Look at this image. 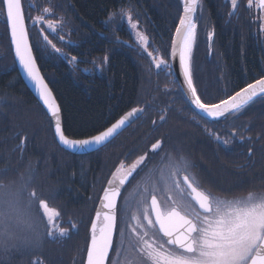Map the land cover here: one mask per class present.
<instances>
[{"label":"trees","instance_id":"16d2710c","mask_svg":"<svg viewBox=\"0 0 264 264\" xmlns=\"http://www.w3.org/2000/svg\"><path fill=\"white\" fill-rule=\"evenodd\" d=\"M22 1L37 60L60 103L67 135L89 137L135 106L146 111L94 152L77 154L62 147L49 113L19 71L5 6L0 4V211L11 212L14 219L18 215L21 221L30 218L33 224L29 229L22 222L12 223L14 239L6 250L0 249V264H34L36 260L42 264H84L91 224L112 173L122 161L132 163L145 153L158 156L160 152L151 151L157 140L163 141L162 150L169 149L172 142L169 135L158 136L161 130L169 134L172 127H160L162 122L154 123L151 118L153 109L163 105L159 101L164 90L177 86V80L169 67L158 69L148 53L141 52L128 23L121 21L120 10L131 9L133 19L150 38L151 52L170 62L183 0ZM201 3L196 21L213 24L215 50L210 58L207 33L202 32L193 47L192 73L202 101L215 103L264 75V39L259 24L253 22L261 12L255 5L247 7V0H239L232 16L230 0ZM46 8L51 13H45ZM37 16L43 21H36ZM49 20L53 25L62 24V28L53 31L46 23ZM44 36L61 52H56ZM71 57L76 60L69 63ZM227 119L229 132L247 133L243 146L250 164L264 163V96ZM238 144L235 139L228 145V163L241 154ZM252 169L241 178L244 194L252 189ZM137 176L130 186L139 187ZM29 177L27 189L9 207L6 201ZM31 190L60 213L55 223L67 229L68 236L53 239L43 235L45 218L37 203L30 202L27 192ZM124 195L118 206V226L123 223ZM134 198L130 214L137 211L140 197ZM34 231L42 235L39 246L23 244Z\"/></svg>","mask_w":264,"mask_h":264},{"label":"snow or ice","instance_id":"6c2138e0","mask_svg":"<svg viewBox=\"0 0 264 264\" xmlns=\"http://www.w3.org/2000/svg\"><path fill=\"white\" fill-rule=\"evenodd\" d=\"M0 4L6 8L15 56L33 82L40 100L50 114L54 133L60 143L69 149L80 150L94 145H105L127 126L130 118L144 111L134 108L96 135L84 139H70L62 127L60 105L37 65L24 22L21 0H0ZM230 4L232 9L236 10L239 0H230ZM254 5L258 6L259 11L264 12V0H247V7L252 8ZM202 7L201 0H183V15L179 18V25L175 30L177 39L173 41L170 55L173 59L178 58L183 71L181 84L186 85L188 101L207 116L219 120L241 112L253 98L264 96V78L248 84L226 99L219 100L218 103L202 101L194 84L191 69L192 49L197 35V23L194 17L197 9ZM44 11L51 13V9L46 8ZM232 15L234 12L229 13V16ZM120 16L121 21L128 23L139 44L146 50L150 38L145 32L138 30L139 21L133 22L131 9H121ZM109 19L111 20L112 16ZM35 20L43 21V17L37 16ZM253 22L259 24L260 31H264V15ZM46 23L53 31L56 27L62 28V24L53 25L50 20ZM213 35L214 30L207 33L209 39ZM58 38L63 40L62 36ZM43 39L48 41L47 36ZM48 44L56 52H61V49L56 48L51 41H48ZM148 55L157 68L161 65L170 68L164 59H157L152 56V53ZM75 60L76 57H71L69 63ZM161 119L163 120L164 117ZM210 134L224 145L229 143L217 134ZM240 139L244 138L240 137ZM162 144V140H157L151 145V151L153 153L162 151ZM147 159L148 154L145 153L137 157L130 165L122 161L112 173L107 187L103 189L101 209L96 211L95 219L91 224L87 264H129L120 259L125 247L140 255V264H264V194L249 193L246 197L233 199L213 196L206 190H200L199 182L189 171V162L184 157H173L170 153H165L162 157L161 162L167 161V163L158 170V181L152 180L153 170H150L143 187L138 188L140 199L137 203V211L129 215V201L127 198L123 200L121 209L124 215L120 217L123 223L118 226V200L121 199V190L138 169L147 167ZM30 182L29 177L23 182L21 188L12 194L11 199L6 201L9 207L14 203L15 197L27 189ZM27 194L30 202L35 201L42 209V215L45 218L43 235L53 239L68 236L69 231L55 223L60 218V213L50 209L48 201L41 199V194L35 190L28 191ZM158 195L164 198L163 210ZM13 222L17 224L22 222L29 229L33 227L30 218L21 221L18 215L14 219L11 212L0 211V249L6 250L14 239L11 232ZM150 232L160 233V239L157 240L154 234L150 235ZM114 235L118 237L115 248L113 247ZM41 242L42 235L35 231L31 239L26 238L22 241L25 245L36 246H39ZM110 251L114 252L111 260L109 259ZM34 264H42V262L36 260Z\"/></svg>","mask_w":264,"mask_h":264},{"label":"flooded vegetation","instance_id":"af4514ba","mask_svg":"<svg viewBox=\"0 0 264 264\" xmlns=\"http://www.w3.org/2000/svg\"><path fill=\"white\" fill-rule=\"evenodd\" d=\"M199 11L200 8L197 9L195 20L196 17H198ZM234 11L235 10H232V12ZM262 15H264V12H261V16ZM196 23L197 35L195 41H199V35L202 34V32L208 33L209 31L214 30V35L211 39H209L206 35L209 56L211 58L215 50L216 29L214 28L213 24L210 23L209 25V22L196 21ZM261 39H264V31H261ZM169 65V69L172 70L171 62L169 63ZM166 69H168V67H166ZM164 91H166V93L162 94L163 98H161V100L159 101L163 105L160 108L153 109L152 113L155 115L152 118L150 116L148 118H151L152 122H162L160 127H172L173 130L169 131V134H166V132H164L163 130L159 131L158 133V136L161 138H164L165 135H169L170 137H172L171 147L169 149L163 148V150L160 151V154H158V156L156 155L155 157H151L147 153V167L138 169L137 172L134 173L131 180L122 192L121 198L124 195L125 190L131 185L130 183L133 181V178H135L137 175L138 176L136 182H138V188L143 187L144 182L149 177L150 170H153L152 180L158 181V170L160 168H163L164 164L167 163V161H164L163 163L161 162L162 157L165 155V153H170L173 157L177 158L184 157L190 164V173L193 174L196 180L199 182L200 190H206L213 196L227 199L246 197L249 192L245 194L243 193L242 186L244 182L241 178L245 176V174L248 172L247 170H249L251 166L253 167V178L251 180L252 189L250 190V193L264 194V163L259 162L256 165H251L248 156L244 155L243 144L245 142V136L247 135V133H245V131L229 132L227 118L210 121L199 114L192 106V104L188 101L178 81L177 86H167V89H165ZM164 96L166 97L164 98ZM144 104L148 105V103ZM145 112L146 111L144 110L143 114ZM161 117H164V119L162 120ZM210 133L219 135L222 140H227L229 141V143L227 145H224L218 142L214 138V135ZM240 137H243L244 139L241 140ZM235 139H237L239 142L238 148L241 154L238 155L237 158L231 159V163H228L227 148L228 145L231 144ZM251 155L252 151L249 152V156ZM262 157L263 156H261V158ZM256 160L261 159L257 157ZM124 163L126 165L131 164L129 161H124ZM135 186L136 184H132V186H130L125 192L124 197L132 194L131 189ZM132 196L139 197L138 192H135ZM134 197L133 199H135ZM158 200L161 201V206L162 208H164L163 196L158 195ZM153 234L155 235L157 240L160 239V233L150 232V235ZM117 240L118 237L115 236L113 246L114 248L116 246ZM113 256L114 252L112 251L109 259L111 260ZM120 259L121 261L129 262V264H140L141 257L136 251L125 247Z\"/></svg>","mask_w":264,"mask_h":264},{"label":"water","instance_id":"95a60500","mask_svg":"<svg viewBox=\"0 0 264 264\" xmlns=\"http://www.w3.org/2000/svg\"><path fill=\"white\" fill-rule=\"evenodd\" d=\"M21 6H22V11H23V13H24V22H25V26H26V28H27V30H28V33H29V29H28V24H27V20H26V16H25V11H24V6H23V1L21 0ZM5 11H6V8H5ZM182 15H183V12H182ZM194 19H195V17H194ZM179 25V24H178ZM8 26H9V24H8ZM9 31H10V26H9ZM175 39H177L176 38V36H175V34H174V38H173V41L175 40ZM29 40H30V43L32 44V41H31V38H30V34H29ZM172 44H173V42H172ZM32 46H33V44H32ZM12 48H13V53H14V56H15V46L12 44ZM172 49V48H171ZM33 53H34V55H35V57H36V54H35V50H34V48H33ZM15 59H16V62H17V65H18V68H19V71H20V73H21V75H22V77H23V79L25 80V82H26V84L29 86V88L31 89V91L33 92V94L38 98V100L43 104V102L40 100V98H39V93H38V91H37V89L35 88V86H34V84H33V82L30 80V78L27 76V74L25 73V71H24V69H23V67L20 65V63H19V60H18V58L15 56ZM36 62H37V65H38V67H39V69H40V72H41V74H42V76L44 77V79H45V81L47 82V84H48V86L51 88V90H52V92H53V94H54V96H55V98H56V100H57V102H58V104L60 105V103H59V101H58V99H57V97H56V95H55V93H54V91H53V89H52V87H51V85H50V83L48 82V80H47V78L45 77V75H44V73H43V70L41 69V67H40V64H39V62H38V60H37V57H36ZM170 62H171V67H172V71H173V73H174V75H175V77H176V79H177V81H178V83H179V85H180V87L182 88V90L184 91V93H185V95H186V97H187V94H186V85H183L182 86V84H181V82L183 81V71H182V69L180 68V65H179V62H178V58L177 59H173L172 57H171V55H170ZM261 78H264V76L263 77H261ZM261 78H258V79H256V80H259V79H261ZM256 80H254L253 82H251V83H254ZM251 83H249V84H251ZM248 85V84H247ZM246 85V86H247ZM246 86H244V87H246ZM243 87V88H244ZM238 91H240V89L238 90ZM237 92V91H236ZM233 95V94H232ZM257 97H259V96H257ZM257 97H255V98H253V100L254 99H256ZM226 99V98H225ZM252 100V101H253ZM219 102V101H218ZM218 102H215V103H218ZM44 106V105H43ZM194 108H195V106L194 105H192ZM45 107V106H44ZM46 108V107H45ZM60 108H61V106H60ZM134 108H139V109H143L144 110V108L143 107H140V106H135V107H133V108H131V109H129L128 111H126L124 114H122L119 118H121L122 116H125L128 112H130L132 109H134ZM47 110V109H46ZM195 110L199 113V114H201L202 116H204L205 118H207L208 120H210V121H215L213 118H211V117H209V116H207L205 113H203V112H201L199 109H196L195 108ZM144 112V111H143ZM143 112L142 113H140V114H138L137 116H135V117H133V118H130V122L127 124V126H125L122 130H120L119 132H118V134H120L123 130H125L127 127H129L134 121H136L139 117H141V115L143 114ZM61 114H62V109H61ZM50 115V114H49ZM229 116V115H228ZM228 116H226V117H224V118H227ZM118 118V119H119ZM116 121V120H115ZM114 121V122H115ZM113 122V123H114ZM109 126H111V125H109ZM108 126V127H109ZM62 127H63V129H64V125H63V115H62ZM106 129V128H105ZM104 129V130H105ZM65 131V130H64ZM99 133V132H98ZM97 133V134H98ZM66 134V133H65ZM118 134H116L115 136H114V138L118 135ZM67 135V134H66ZM94 135H96V134H94ZM70 139H84V138H74V137H71V136H69V135H67ZM90 137V136H89ZM56 138H57V140H58V142H59V139H58V137L56 136ZM85 138H88V137H85ZM113 139V138H112ZM111 139V140H112ZM59 144L62 146V147H64L65 149H67V150H69V151H71V152H73V153H77V154H87V153H91V152H94V151H96V150H98L99 148H101L102 146H104V145H101V146H92V147H90V148H87V149H84V150H80V149H69V148H67L65 145H63L62 143H60L59 142ZM107 144V143H106ZM105 144V145H106ZM134 175V174H133ZM112 178V175L110 176V178L109 179H111ZM131 178L132 177H130L129 178V180L126 182V185H125V187L127 186V184L129 183V181L131 180ZM108 179V180H109ZM108 182V181H107ZM105 187H107V183H106V186ZM125 187L124 188H122V190H121V194H122V192L124 191V189H125ZM102 196H103V193H102V195H101V197H100V199H99V202H98V205H97V208H96V211L97 210H100L101 209V198H102ZM119 201L120 200H118V206H119ZM162 207V206H161ZM162 210H163V208H162ZM95 216H96V212H95ZM95 216H94V219H95ZM93 219V220H94ZM90 240H91V237H90ZM90 240H89V245H90ZM114 240H115V235H114V238H113V246H114ZM88 245V246H89ZM111 252L112 251H110V253H109V258H110V255H111ZM84 264H87V254H86V258H85V263Z\"/></svg>","mask_w":264,"mask_h":264},{"label":"rangeland","instance_id":"374dc122","mask_svg":"<svg viewBox=\"0 0 264 264\" xmlns=\"http://www.w3.org/2000/svg\"><path fill=\"white\" fill-rule=\"evenodd\" d=\"M135 21H136V20L133 19V22H135ZM131 30H132V29H131ZM138 30L144 32V30L141 29L139 26H138ZM132 32H133V36H134V38L136 39V37H135V33H134L133 30H132ZM145 34H146V33H145ZM136 41H137V43H138V45H139V47H140L141 52L152 53V56L156 57L157 59H160V58L164 59L165 61L168 62V65H169L170 62L168 61V59H166L165 57L161 56L159 53H153V52H151V48H150L149 44H148V46H147V48H146V50H145V48H144L142 45L139 44V42H138L137 39H136ZM154 64H155V63H154ZM158 69L163 70V69H166V67L163 66V65H161V67L158 68ZM131 191H132V194H129L128 196L125 197V198H127V200L129 201V207H128V214H129V215H130L129 210H131V207L133 206V203H132V202H133V197H134V196H132V195H133L135 192H138V187H137V185H136L134 188H132ZM130 195H131V197H130ZM125 198H124V199H125ZM130 198H131V199H130ZM139 199H140V198H139ZM139 199L137 198V200H136L137 203H138ZM122 211H123V210H122ZM123 215H124V212H123ZM129 223H131V221H129Z\"/></svg>","mask_w":264,"mask_h":264}]
</instances>
